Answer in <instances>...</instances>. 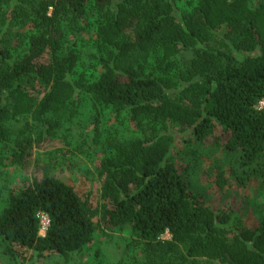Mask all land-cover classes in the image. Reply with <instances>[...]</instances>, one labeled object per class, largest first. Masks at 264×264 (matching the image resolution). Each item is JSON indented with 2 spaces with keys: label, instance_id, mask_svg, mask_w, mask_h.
<instances>
[{
  "label": "trees",
  "instance_id": "obj_1",
  "mask_svg": "<svg viewBox=\"0 0 264 264\" xmlns=\"http://www.w3.org/2000/svg\"><path fill=\"white\" fill-rule=\"evenodd\" d=\"M80 98L95 111V138L105 110L140 135L102 156L96 208L50 163L11 193L0 212L9 258L68 259L98 229L118 228L150 264H264V217L236 226L171 157L178 138L192 150L210 142L226 164L214 161L220 189L264 181V0H0V166L28 167L33 144L75 118ZM19 119L36 141L28 129L11 139Z\"/></svg>",
  "mask_w": 264,
  "mask_h": 264
},
{
  "label": "rangeland",
  "instance_id": "obj_2",
  "mask_svg": "<svg viewBox=\"0 0 264 264\" xmlns=\"http://www.w3.org/2000/svg\"><path fill=\"white\" fill-rule=\"evenodd\" d=\"M185 7V3L182 5ZM49 10V14H50ZM5 31H14L9 28ZM9 39V49L18 53L20 43L12 34H5ZM84 39H94L93 33H84ZM89 50H86V53ZM83 68V67H82ZM84 69H87L86 67ZM81 68L78 70L80 73ZM81 104L75 118H63L60 127L53 135L45 134L44 140L34 143L27 159L28 167H15L9 161L0 166V212L6 207L11 193L20 190L32 177L40 174V168L51 164L55 178L74 187L81 195L91 201L93 208L98 205L101 187L99 165L102 156L107 154L116 143L140 135L134 124L127 125L114 117L110 110H105L101 119V134L95 138L93 117L95 111L88 98H80ZM257 109H264L262 100ZM11 139L28 131L35 140L32 129L25 130L23 120L8 123ZM28 126V124H27ZM29 134V133H25ZM36 141V140H35ZM193 145L183 144L177 139L172 159L176 167L186 173L185 177L192 192L199 195L204 203L215 212L229 215L236 226L254 229L264 217V181L250 179L244 187L235 178L220 189L216 184L217 172L215 160L223 161V152L206 146L192 150ZM187 170V171H186ZM39 235L45 232L40 226ZM163 240H169L168 235ZM0 264H150L143 246L139 244L128 230L118 228L98 229L92 243L80 253L64 259L57 253H45L40 258H26L15 262L5 254L4 244L0 239Z\"/></svg>",
  "mask_w": 264,
  "mask_h": 264
},
{
  "label": "built area",
  "instance_id": "obj_3",
  "mask_svg": "<svg viewBox=\"0 0 264 264\" xmlns=\"http://www.w3.org/2000/svg\"><path fill=\"white\" fill-rule=\"evenodd\" d=\"M260 110V109H259ZM39 221H40V226L43 227L44 232H46L48 225H49V220L45 214H39L38 215ZM41 228V227H40ZM40 232V230H39ZM165 235H168V233H165ZM40 236V235H39ZM164 236V235H163ZM162 236V239H163ZM169 236V235H168ZM42 237V236H41ZM170 238V237H169Z\"/></svg>",
  "mask_w": 264,
  "mask_h": 264
}]
</instances>
